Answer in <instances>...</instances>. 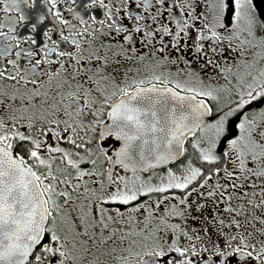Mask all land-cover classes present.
I'll list each match as a JSON object with an SVG mask.
<instances>
[{"label": "snow or ice", "instance_id": "obj_1", "mask_svg": "<svg viewBox=\"0 0 264 264\" xmlns=\"http://www.w3.org/2000/svg\"><path fill=\"white\" fill-rule=\"evenodd\" d=\"M0 264H264L254 0H0Z\"/></svg>", "mask_w": 264, "mask_h": 264}, {"label": "trees", "instance_id": "obj_2", "mask_svg": "<svg viewBox=\"0 0 264 264\" xmlns=\"http://www.w3.org/2000/svg\"><path fill=\"white\" fill-rule=\"evenodd\" d=\"M261 15L264 16V0H254Z\"/></svg>", "mask_w": 264, "mask_h": 264}, {"label": "flooded vegetation", "instance_id": "obj_3", "mask_svg": "<svg viewBox=\"0 0 264 264\" xmlns=\"http://www.w3.org/2000/svg\"><path fill=\"white\" fill-rule=\"evenodd\" d=\"M194 67H196V66L194 65ZM205 71L207 72V69H205Z\"/></svg>", "mask_w": 264, "mask_h": 264}]
</instances>
